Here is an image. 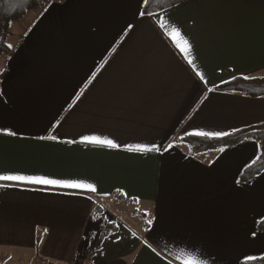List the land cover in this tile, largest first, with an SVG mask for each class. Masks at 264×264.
Listing matches in <instances>:
<instances>
[{
	"label": "crops",
	"instance_id": "crops-1",
	"mask_svg": "<svg viewBox=\"0 0 264 264\" xmlns=\"http://www.w3.org/2000/svg\"><path fill=\"white\" fill-rule=\"evenodd\" d=\"M144 3H51L1 61L0 175L96 189L0 180L5 264H81L91 250L100 264L264 257V171L238 182L258 145L191 156L180 142L264 123V98L219 91L264 75V0H189L141 16ZM172 28L190 44L193 64L168 35ZM85 136L118 147L84 143ZM105 206L135 220L138 237L120 234L125 229L106 219Z\"/></svg>",
	"mask_w": 264,
	"mask_h": 264
},
{
	"label": "trees",
	"instance_id": "trees-1",
	"mask_svg": "<svg viewBox=\"0 0 264 264\" xmlns=\"http://www.w3.org/2000/svg\"><path fill=\"white\" fill-rule=\"evenodd\" d=\"M65 0H0V56L4 60L13 55L14 50L7 44L11 35V26L21 21L28 13H40L51 3H61ZM189 0H147L142 11L156 13L176 6ZM4 68L0 69V79L4 75ZM219 91L232 92L249 98H264V75L252 78H239L220 88ZM254 141L258 145L257 157L247 166L239 177L238 182H246L264 171V123L252 128L217 139L204 136L182 137L188 154L195 156L202 152L237 145L243 141ZM99 210V208H98ZM113 225V223H111ZM258 228L264 229V220L258 223ZM243 264H264V257Z\"/></svg>",
	"mask_w": 264,
	"mask_h": 264
},
{
	"label": "snow or ice",
	"instance_id": "snow-or-ice-1",
	"mask_svg": "<svg viewBox=\"0 0 264 264\" xmlns=\"http://www.w3.org/2000/svg\"><path fill=\"white\" fill-rule=\"evenodd\" d=\"M147 0H145V3ZM141 16L145 15L144 11L139 13ZM151 15V13H148ZM162 28L165 27L164 24L160 25ZM168 35L175 41L177 47L180 49L182 53L185 54L186 58H188V63L193 64L192 59L190 58V44L186 39L183 38L180 31L177 28H172V30L168 33ZM199 75V73H197ZM201 79L203 77L201 76ZM8 135H16L15 132H8ZM200 135H224V133H199ZM43 139V137H41ZM49 139L55 140L56 137L52 136ZM82 142L84 143H92L96 145L107 146L109 148H116L118 145L109 139H101L97 136H85L83 137ZM152 148H148L146 146L136 145V146H128V151H138V152H146L152 151ZM158 150V149H157ZM0 180L2 181H14L20 183H27V184H39V185H49V186H59L65 188H74V189H86L88 191H96L95 187L92 184H86L76 180H64V179H55L48 176H28V175H20V174H5L0 175ZM255 235V233H253ZM180 259V257H177ZM248 260H254L256 257L248 256ZM183 264H200L199 261L189 257L183 260Z\"/></svg>",
	"mask_w": 264,
	"mask_h": 264
},
{
	"label": "rangeland",
	"instance_id": "rangeland-1",
	"mask_svg": "<svg viewBox=\"0 0 264 264\" xmlns=\"http://www.w3.org/2000/svg\"><path fill=\"white\" fill-rule=\"evenodd\" d=\"M36 11L30 12L28 13V15H26L22 21L17 22L16 24H18V31L16 33H14V37L8 38L7 39V44L12 47V44L16 41L17 37L19 36V34L27 27L31 24V22L36 18ZM4 56H0V64L1 61L4 60L3 59ZM104 213H105V217L106 219H108L109 222H113L116 226H121L122 229H125L124 233H120L123 235H129V236H136L138 237L140 230L138 229L139 226L135 225L134 222L135 220H131L128 221L126 219H124L123 217L119 216L118 212L114 209H112L110 206H105V209H103ZM118 213V214H117ZM106 244H109V242H106ZM87 253V252H86ZM98 257V256H97ZM83 263L81 264H100V257L96 258L95 256V252L94 251H90L88 252V254H84L83 255ZM0 264H5L4 259L0 258ZM9 264V263H6ZM14 264V263H12ZM33 264H45V263H41L38 260H34Z\"/></svg>",
	"mask_w": 264,
	"mask_h": 264
}]
</instances>
